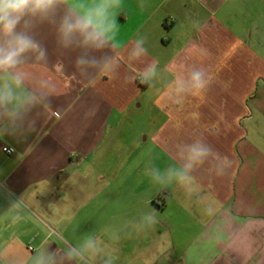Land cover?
Segmentation results:
<instances>
[{"label":"crops","instance_id":"obj_1","mask_svg":"<svg viewBox=\"0 0 264 264\" xmlns=\"http://www.w3.org/2000/svg\"><path fill=\"white\" fill-rule=\"evenodd\" d=\"M116 22L117 46L91 54L110 56L119 75L99 71L96 87L75 68L79 49L58 48L48 25L33 33L47 50L46 63L23 66L37 100L27 112L9 105L23 134H0V264H32L46 249L56 264H105L114 249L113 264H264V0H122ZM137 35L159 65L157 114L132 113L152 87L124 79L142 67L125 53ZM191 66L211 84L176 102L168 83ZM45 79L56 85L47 100ZM197 136L233 161L231 175L205 166L192 187L154 185L149 163L166 168L174 146ZM144 212L157 222L141 231ZM89 235L100 255L64 257Z\"/></svg>","mask_w":264,"mask_h":264},{"label":"clouds","instance_id":"obj_2","mask_svg":"<svg viewBox=\"0 0 264 264\" xmlns=\"http://www.w3.org/2000/svg\"><path fill=\"white\" fill-rule=\"evenodd\" d=\"M121 7L122 0H0V134H23L26 130L25 118L19 111L9 112V105L15 109L17 104L22 103L27 112L29 106L37 100L35 94L28 93L25 89L29 73L23 67L30 57H34L36 62H47V50L35 39V30L48 25L54 31L58 48L65 51L79 49L75 68L90 86L96 87L99 71L119 75V63L108 55L97 57L91 53L117 46L116 15ZM190 24L196 30L201 26L196 19L191 20ZM203 51L207 54L206 50ZM125 53L130 63L142 65L137 72L125 75V81L155 85L160 69L158 62L149 58L147 37L135 36L125 47ZM42 84L40 98L47 100L55 94L56 85L48 79L43 80ZM210 84L211 80L203 66H191L186 69V74L175 76L168 87L176 102H181L194 91H205ZM94 111L89 110L85 116L93 115ZM171 160L172 163L164 169L151 163L146 167L145 175L154 185L161 188L172 185L192 187L197 179L194 173L199 168L207 166L216 178H226L231 175L233 167V161L220 154L202 136L177 143L171 153ZM19 202V199H13L11 203ZM14 219L18 220L19 217ZM138 222L142 231L152 227L157 221L153 212H144ZM101 251L98 240L89 235L78 244L68 247L64 257L79 262L85 256L95 258ZM114 252L115 249L107 254L105 264H113ZM56 255L55 251L47 249L43 253L37 252L32 264H56ZM9 264H23V261L18 257L11 258Z\"/></svg>","mask_w":264,"mask_h":264},{"label":"rangeland","instance_id":"obj_3","mask_svg":"<svg viewBox=\"0 0 264 264\" xmlns=\"http://www.w3.org/2000/svg\"><path fill=\"white\" fill-rule=\"evenodd\" d=\"M165 84L167 85L168 83V80L169 78L167 76H165ZM156 85H153L148 91H147V95L145 96L146 97V102L144 103L143 107L141 110L137 111V112H133L132 113H137V114H140V113H143V114H147V115H152V114H157L158 112L157 111H153L152 108L150 107L149 105V102H151V100L157 95V93L159 92L160 88H161V84H159L158 86L159 87H154ZM140 102V101H139ZM137 129V128H135ZM130 140V138H128V141ZM112 158V157H111ZM112 161V160H111ZM111 177H112V171H111ZM111 189H112V186H111Z\"/></svg>","mask_w":264,"mask_h":264},{"label":"built area","instance_id":"obj_4","mask_svg":"<svg viewBox=\"0 0 264 264\" xmlns=\"http://www.w3.org/2000/svg\"><path fill=\"white\" fill-rule=\"evenodd\" d=\"M4 153L8 154V155H12L14 153L12 148H8V147H4L3 148Z\"/></svg>","mask_w":264,"mask_h":264}]
</instances>
